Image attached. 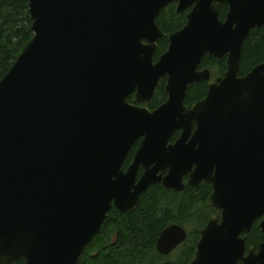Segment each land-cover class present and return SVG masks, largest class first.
Segmentation results:
<instances>
[{
	"label": "water",
	"instance_id": "1",
	"mask_svg": "<svg viewBox=\"0 0 264 264\" xmlns=\"http://www.w3.org/2000/svg\"><path fill=\"white\" fill-rule=\"evenodd\" d=\"M27 1L33 38L0 80V264H80L112 207L129 214L153 185L201 183L220 218L190 264H264V242L244 256L256 221L264 235V61L238 77L264 0ZM174 3L186 25L154 62L156 19ZM205 56L226 59L221 77L199 70ZM161 80L166 101L150 111ZM204 82L206 97L186 107L188 87ZM186 238L170 225L156 252Z\"/></svg>",
	"mask_w": 264,
	"mask_h": 264
},
{
	"label": "trees",
	"instance_id": "2",
	"mask_svg": "<svg viewBox=\"0 0 264 264\" xmlns=\"http://www.w3.org/2000/svg\"><path fill=\"white\" fill-rule=\"evenodd\" d=\"M226 13L227 5H223L219 12L221 21L225 20ZM186 22V12L176 13L174 4L161 12L156 25L164 37L157 43L154 62L166 52L168 37L180 31ZM32 38L28 1L0 0V80L10 71ZM225 60L224 58L222 62H218L213 57L205 56L199 70L207 69L215 78L222 76L225 72ZM263 61L264 28L253 29L242 44L238 77H244ZM207 90L206 82L190 85L184 105L190 108L202 101ZM166 98L165 80H161L153 100L146 108L152 111L163 104ZM127 102L137 105L133 96H129ZM137 146L127 157L123 170L131 163ZM211 193L209 184H201L197 190L185 187L179 193L165 190L156 184L141 196L138 207L133 212L120 214L112 207L106 215L100 234L85 248L80 264H163L166 259L156 252V242L161 232L170 225H178L184 229L185 226L192 227L179 252L177 251V257L172 261L174 264H190L200 239V231L216 215L208 202ZM263 242L264 235L258 223H255L247 236L246 248L252 247L256 252ZM17 264H24V261L20 260Z\"/></svg>",
	"mask_w": 264,
	"mask_h": 264
},
{
	"label": "flooded vegetation",
	"instance_id": "3",
	"mask_svg": "<svg viewBox=\"0 0 264 264\" xmlns=\"http://www.w3.org/2000/svg\"><path fill=\"white\" fill-rule=\"evenodd\" d=\"M174 5H175V8H176V4H175V3H174ZM188 12H189V10L186 11V15L188 14ZM261 28H264V26L261 27ZM219 77H221V76H219ZM216 78H218V77H216ZM216 78H214L213 80H215ZM194 128H195V126L193 127V129H194ZM179 135H180V132H176V133L173 135V136H175V139H173L174 137L172 136V138H171V140H170V143H171V144L174 143V142L178 139ZM172 139H173V141H172ZM138 144H139V142H138ZM137 147H138V146H137ZM134 148H135V146H134ZM134 148H133V149H134ZM133 149H132V150H133ZM135 151H136V150H135ZM134 153H135V152H134ZM133 155H134V154H133ZM129 165H130V164H129ZM142 172H143V171L140 169V170H139V173H138V177L142 174ZM165 175H166V173H163V176H165ZM187 181H188V176L184 177V179H183V183L185 184ZM201 184H204V183H201ZM201 184H200V185H201ZM207 184H209V183H207ZM157 185H158V184H157ZM200 185H199V186H200ZM209 185L211 186V184H209ZM161 186H162V185H161ZM199 186H198V188H199ZM185 187H186V186H185ZM198 188H197V189H198ZM211 188H212V186H211ZM212 191H213V190H212ZM211 194H212V193H211ZM210 196H211V195H210ZM210 206H211V205H210ZM211 207H212V206H211ZM212 208H213V207H212ZM213 210H214V209H213ZM215 214H216V213H215ZM213 216H217L218 220H219V218H220L219 215H217V214H216V215H213ZM213 216H212V217H213ZM212 217H211V218H212ZM211 218H210V219H211ZM255 223H258V226H259V221H256ZM255 223H254V224H255ZM254 224H253V225H254ZM252 228H253V227H252ZM249 234H250V233H249ZM249 234H248V235H249ZM248 235H247V236H248ZM243 237H245V235H243ZM246 241H247V237H246ZM261 244H262V243H261ZM261 244H260V245H261ZM260 245H259V246H260ZM251 248H252V247H250L249 249H247V248H246V245H245V253H244V256H245V257L247 256L248 251H249ZM252 249H253V248H252ZM258 249H259V247H258ZM253 250H254V249H253ZM257 251H258V250H257ZM257 251H256V252H257ZM254 252H255V251H254ZM256 252H255V253H256ZM238 264H242V263L239 262Z\"/></svg>",
	"mask_w": 264,
	"mask_h": 264
},
{
	"label": "rangeland",
	"instance_id": "4",
	"mask_svg": "<svg viewBox=\"0 0 264 264\" xmlns=\"http://www.w3.org/2000/svg\"><path fill=\"white\" fill-rule=\"evenodd\" d=\"M211 78L213 79V78H215V76L211 74ZM137 145H138V142H137L136 146H137ZM185 230H186L187 233H188V232H190V230H192V227H191V226H185ZM180 247H181V245H180L177 249H175L174 252H172L169 256L164 257V258L166 259L165 261H170V262H172V261L174 260V258L177 257V254H178V252H179L178 250L180 249ZM177 251H178V252H177Z\"/></svg>",
	"mask_w": 264,
	"mask_h": 264
}]
</instances>
